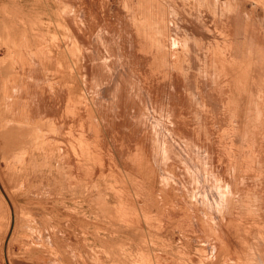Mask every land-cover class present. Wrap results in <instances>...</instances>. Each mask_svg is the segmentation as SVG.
Masks as SVG:
<instances>
[{
    "label": "rangeland",
    "instance_id": "374dc122",
    "mask_svg": "<svg viewBox=\"0 0 264 264\" xmlns=\"http://www.w3.org/2000/svg\"><path fill=\"white\" fill-rule=\"evenodd\" d=\"M0 264H264V0H0Z\"/></svg>",
    "mask_w": 264,
    "mask_h": 264
},
{
    "label": "bare ground",
    "instance_id": "6f19581e",
    "mask_svg": "<svg viewBox=\"0 0 264 264\" xmlns=\"http://www.w3.org/2000/svg\"><path fill=\"white\" fill-rule=\"evenodd\" d=\"M85 16V15H84ZM93 48V47H92ZM121 53V52H120ZM112 78V77H111ZM123 82V81H122ZM127 90V89H126ZM112 91V90H111ZM118 95V94H117ZM201 148V147H200Z\"/></svg>",
    "mask_w": 264,
    "mask_h": 264
}]
</instances>
